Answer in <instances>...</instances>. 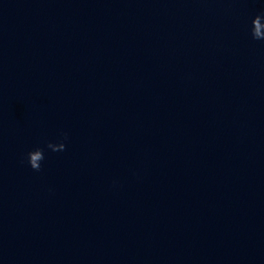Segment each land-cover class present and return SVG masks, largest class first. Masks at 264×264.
I'll list each match as a JSON object with an SVG mask.
<instances>
[{
    "label": "water",
    "instance_id": "1",
    "mask_svg": "<svg viewBox=\"0 0 264 264\" xmlns=\"http://www.w3.org/2000/svg\"><path fill=\"white\" fill-rule=\"evenodd\" d=\"M0 264H264V69L68 0H0Z\"/></svg>",
    "mask_w": 264,
    "mask_h": 264
},
{
    "label": "clouds",
    "instance_id": "2",
    "mask_svg": "<svg viewBox=\"0 0 264 264\" xmlns=\"http://www.w3.org/2000/svg\"><path fill=\"white\" fill-rule=\"evenodd\" d=\"M250 35L253 40L264 41V12L258 13L251 21ZM68 139L66 132L60 133L58 143L47 142L46 147L53 152L66 150L64 141ZM45 159L44 148L36 147L27 153V162L33 171H41V162Z\"/></svg>",
    "mask_w": 264,
    "mask_h": 264
}]
</instances>
